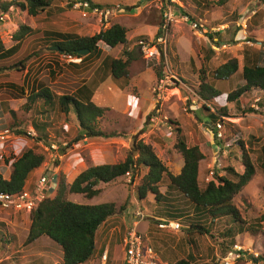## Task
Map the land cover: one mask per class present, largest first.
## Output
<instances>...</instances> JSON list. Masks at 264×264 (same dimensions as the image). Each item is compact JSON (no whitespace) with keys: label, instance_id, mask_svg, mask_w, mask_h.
<instances>
[{"label":"rangeland","instance_id":"obj_1","mask_svg":"<svg viewBox=\"0 0 264 264\" xmlns=\"http://www.w3.org/2000/svg\"><path fill=\"white\" fill-rule=\"evenodd\" d=\"M17 1L24 2L25 0ZM184 1L186 3L178 0H149L145 5L146 8H143L142 5L146 0H97L96 3L101 5L102 10L109 9L115 13L107 21L103 20L102 22L99 16L94 14L92 10H88L89 8L77 7L76 0H56L53 11L48 14L46 12L41 13L36 17L11 8V14L5 15L3 17L4 22H0V41L6 49L16 45L14 34L20 24H24L32 30L51 32L53 35L40 38L33 37V35L25 37L22 42H25L24 50L14 57V59L23 60L25 64L24 73L20 75L14 70L0 73V97L2 98L0 100V104H2L0 105V135L9 131V135L4 141L0 139V174L4 179H9L12 164L26 150L34 148L37 153L45 155L46 171L56 175L52 182V192L49 194L50 197H53L57 188L59 172L66 175L68 182H70L91 165L117 164L125 160L131 150L132 141L130 140L139 134L138 131L130 129L129 119L126 121L120 114L108 109L104 117L99 120L100 126L108 131L124 132L127 134L126 139L95 140L73 145L72 143L79 133L77 119L73 113L68 116L59 114L55 116L53 125L48 131V138L52 144L47 146L35 140L37 134L32 121L37 118L35 111L38 109V103L28 110L26 97L29 96L32 85H36V83H43L52 91L57 90L60 93L69 92L66 89L72 90L76 83L74 80L66 78V75L72 77L73 75L66 70L65 66L68 63H73L71 61L76 63L82 58H70L62 52L52 50L51 48L54 46L50 45L51 42L59 40L54 34L92 37L102 29H108L113 24H120V22L125 24L128 32L133 30L132 25L134 27L141 24L150 26L157 20L162 21L161 26L164 21V14L169 12L168 9L170 8L177 20L170 25L167 58L163 60L158 57L160 56L158 54V59L155 61L156 65L154 63L155 68L151 69L153 72H147L148 78H144L142 83H138V87L130 88L135 96L143 95L148 84L153 80L151 76H157L156 69L160 71L161 76H157V80H153L154 84L150 90L154 101L145 115L144 121L148 115L150 118L146 122L143 121V124L145 123L147 126V135L144 140L151 139L150 144H154L153 149L156 155L168 171L175 175L181 166V161L184 160L183 156L174 148L177 142L174 129L179 126L188 138V145L192 146L197 141L205 155L204 161L200 163V170L203 175L200 184L204 186L208 183L206 179L209 178L211 171L222 176L226 174L227 168L232 167L238 173H243L241 152L233 144V138L239 135L247 143L257 171L253 180L235 197L234 202L240 210L242 219L247 223L245 228L252 224L255 226L256 232L240 234L238 232L234 239L236 241L234 248L225 258H222L220 245H223L224 239L221 233L227 231L228 226L233 224L227 219H222L213 225L205 221L204 224L208 223L207 229H211L209 234L199 235L196 231H192L191 235H187L186 230L190 226V219H196L194 217L195 212L192 204L177 191L168 193L167 188L165 190L162 188L164 197L161 202H157L151 194L146 199L140 200L136 189L139 179L136 182H130V177H125L118 178L110 184L99 185L98 188L101 189V193L93 199H87L83 195H71L69 198L72 202L79 204L114 203L117 207L121 206L126 209L123 212H116L111 217L114 218V224L110 226V229H117V231H127L134 227V223L139 222L140 226L138 225L136 228L139 232L148 234L147 228L151 224L152 234L156 233L155 230L158 229L159 225L155 218L179 222L183 228L176 232V235L180 236L177 241L180 245L175 252L172 250L175 253V260L183 259L192 253L196 256L197 264H213L212 257L216 259L218 264H264V260H260V257L264 256V222L256 224L257 220L264 215V172L260 169L257 160L261 153L260 148L264 146V95L255 92L246 97V102L241 104L242 110L247 111L246 114L238 110L233 103L227 102L228 95L243 84L240 73L244 61V51L249 50L251 53L261 50L264 52V0H230L223 6H217L216 2L212 0ZM204 1H209L212 7L203 13L198 12L197 3ZM121 5L125 7L127 13L120 9L119 6ZM175 5L179 8L176 9ZM134 6H136L138 13H142L139 14V17L127 20L120 16L134 14V8H132ZM56 8H60L62 11ZM117 9L119 11L116 12ZM182 11L194 17L200 27L193 28L194 24L184 18L185 15ZM199 15L201 16L199 17ZM147 32L150 31L147 30ZM132 33L129 32V40L133 36ZM217 33L218 35H216ZM142 37L130 40L131 45L127 46L108 49L101 44L100 47L104 46V49L108 50L111 56L119 58L124 56L123 51L125 50L130 53L138 51L139 55L135 58L134 63V67H136L144 64L143 61L150 63L151 61L146 58V55L142 53L143 50L141 51L135 43L139 39L152 40L156 35L153 38ZM129 48L130 50H128ZM211 50L217 56L212 55ZM231 57L239 59L240 70L238 74L229 80H213L209 76L210 71L225 64ZM262 57L264 64V55ZM138 58L140 60H137ZM124 59L126 58L124 57ZM55 64L57 75L52 78L50 68L55 69ZM134 67H132L133 77L136 70L133 69ZM17 69H22V67L19 66ZM202 69L206 72L205 78L208 82H212L223 92L209 103L212 110L227 108L228 115L223 119V132L226 137L223 145L229 144V148L216 149L217 142L215 141L217 139L214 131H217L216 124L218 122L214 123L212 119L206 116L208 112L203 110L204 101L198 97L201 84L199 76L202 74ZM59 77V83L55 84ZM69 81L73 82L71 88L65 86L67 85L66 82ZM149 89L148 87V92ZM247 108H251L255 112L249 113ZM194 110H197L201 116V119H197L196 124ZM119 121L121 125H119ZM171 122L176 123V125H172ZM240 123L245 130L242 131L239 128ZM210 124L212 127L206 128L208 131L205 130L203 125L207 127ZM205 135H209L213 140L208 142ZM140 137L143 138L142 135ZM61 145L64 148V153H62ZM53 146L56 149H53ZM45 148L49 150H45ZM42 166L44 167L45 164ZM38 176L39 174L33 175L31 182L33 186H35ZM175 194L182 198H176ZM170 200H172L170 204H167ZM174 206L183 211L180 218H177L176 215L168 218L170 214L175 212ZM0 223L6 226V230L7 228L14 230L19 240V248L15 252H9V246L5 249L0 248V264H61V250L48 238L43 237L32 245L25 244L31 224L29 214L0 207ZM172 237L173 235H169L167 239L156 237L154 241L157 255L167 264L174 262L173 254L169 251L171 248L167 244L172 241ZM144 238L148 241L145 235ZM100 240L104 241V236L101 239L98 236V247L102 244ZM190 240H194L195 243H190ZM165 245L167 246L165 247ZM211 249H213V256L210 253ZM98 256L100 257V255ZM106 264H111L110 257H108Z\"/></svg>","mask_w":264,"mask_h":264},{"label":"trees","instance_id":"obj_2","mask_svg":"<svg viewBox=\"0 0 264 264\" xmlns=\"http://www.w3.org/2000/svg\"><path fill=\"white\" fill-rule=\"evenodd\" d=\"M55 1H0V17L3 18L5 15L9 16L12 12L11 8L26 12L29 16L33 17L45 12L48 14L55 8L53 7ZM96 1L79 0V2L87 3L91 10L94 8L101 9V5L96 3ZM178 1L186 3L184 0ZM212 1H215L217 6H223L230 0ZM197 6V11L201 13L212 7L209 1L197 3ZM175 8L178 9L179 7L175 5ZM57 10L62 11L60 8ZM182 13L189 17V22L192 24L196 23L194 17H191L183 11ZM0 22L4 21L0 20ZM33 32L34 30L28 26L20 24L14 34V39L17 42L14 47L6 49L0 41V73L13 70L20 75L24 73L25 64L23 60L14 59V57L18 54L24 38L32 35ZM128 35L129 32L125 26L113 24L110 28L102 29L92 37L54 34L59 40L52 41L50 45L59 47L61 52L67 56L77 58H83L78 55V51L89 50L90 53L83 58V63L86 58H91L93 55L100 53L99 48L101 44L109 49L129 45ZM160 35L161 31L159 30L156 37ZM123 53L124 56L121 58L107 60V65L114 81L129 78V68L133 60L129 51L125 50ZM210 53L215 55L212 50ZM252 53L258 54L259 56L264 55V52L261 50L251 53L249 50L244 51V61L242 64V72L240 73L243 84L227 97V102L230 104L233 103L243 114H246L247 111L242 110L241 104L246 102V97L250 96V93L258 92L264 95V64L260 63L257 59L252 60ZM150 64L154 67L153 62ZM19 66L22 69H17ZM239 70V59L231 57L225 64L210 71L209 76L215 81L229 80L238 74ZM205 73V70H203L199 76L201 84L198 97L204 101L203 110L208 112L210 119L214 123L223 121V118L228 115L227 108L223 107L212 110L209 103L222 93L216 89L212 82H208L205 78ZM156 75L158 77L161 76L158 69H156ZM28 95L26 97L28 110L34 104L38 103V109L35 111L37 118L32 121L33 128L37 134L35 139L37 142L51 146L52 143L49 141L48 131L53 125L55 116L59 114L68 116L71 113L75 115L79 127L78 137L73 141V145L84 144L86 141L126 139L127 134L124 132H118L116 130L108 131L100 126L99 120L104 117L108 109L100 108L93 103V92L88 86H82L71 95H59L43 83H36V85H32ZM260 104L263 105V103ZM247 109L249 113L255 112L251 108ZM149 118L150 115L146 117L145 122ZM171 124L176 125L173 122ZM174 132L177 135V142L174 148L184 159V166L180 175L174 176L168 171L156 155L153 147L139 139V136L143 133L140 132L132 138L131 150L128 152L126 159L121 163L90 166L71 183L68 182L66 175L59 172L54 196L43 199L38 207L29 213L31 224L25 244L32 245L43 237L48 238L61 250V264H87L98 255H102L107 244L105 243L99 250V241L97 239L99 227L106 224L116 212H123L126 209H123L121 206L117 207L114 203L97 205L79 204L72 202L69 197L71 195H83L87 199H93L101 193V189L98 188L99 185L110 184L118 178L130 177V182H136L139 179L136 189L140 200L146 199L151 194L157 202H161L164 195L160 189L166 186L168 193L170 191H177L192 204L196 219H190V226L186 230L187 235H191L192 231H196L199 235L209 234L211 229H207L208 223L204 224L205 221L213 225L222 219L229 220L233 225H229V229L221 233L224 239L223 245H220L222 247L221 254L222 258H225L234 248L236 244L234 239L238 232L239 234L256 232L255 226L252 224L245 228L247 223L242 219L240 210L234 202L235 197L256 175L257 169L251 159L249 147L239 135H236L237 137L233 138V144L241 152V164L244 168L243 173L240 174L232 167H229L226 169L225 175L220 176L213 173L211 181L201 186L198 177L200 163L205 159V155L201 151L197 141L192 146L188 145V138L179 126L175 127ZM227 145L228 147L226 148H229L230 145ZM60 147L62 153H64L62 145ZM260 152L257 160L260 169L264 172V146L260 148ZM45 161V155L37 153L34 148L26 150L12 164L9 179H4L0 174V194L14 195L22 193L27 186L30 176ZM262 222H264V215L257 220L256 224ZM5 228L6 226L0 223V248L5 249L9 246V252H15L19 248L17 234L11 228H7V230ZM189 242L195 243L194 240H190ZM119 245L117 244L116 248L120 251ZM210 253L213 256V249H211ZM212 258L213 264H218L216 259L214 257ZM260 260H264V256L260 257ZM173 264H197L196 256L189 253L187 257Z\"/></svg>","mask_w":264,"mask_h":264},{"label":"crops","instance_id":"obj_3","mask_svg":"<svg viewBox=\"0 0 264 264\" xmlns=\"http://www.w3.org/2000/svg\"><path fill=\"white\" fill-rule=\"evenodd\" d=\"M147 1H149V0H146V2L142 5L143 8H146L145 5H146ZM119 7H120V9H123L122 10L123 12L127 13L124 6L121 5ZM136 9H137L136 6H134V14L130 13V14H125V15H120V16L125 17V19H127V20L135 19V18L139 17V14H142V13H138L136 11ZM117 11H119V9H117L116 12ZM112 13L115 14L113 11H112ZM161 22H162L161 20L160 21L159 20L154 21L152 24H150V26H146V25L141 24L142 26L139 25L137 27H134L132 25L131 27L133 30L129 31V32H133L132 33L133 36L130 40H134V39H137L138 37H142V36H146L147 38H153L158 33L159 28H160L159 26H160ZM120 25L125 26V24H123L121 22H120ZM147 30H149L150 32H147ZM32 35H33V37L40 38V37L46 36V35H53V33L34 30ZM71 35H74V34H71ZM24 43L21 44V46L19 48V52L20 51L22 52L24 50V48H23ZM129 45H131V43ZM14 46L15 45H13L12 47H14ZM99 52L100 53L93 55L91 58H86L83 61V63H82L83 58L86 57L88 54L85 56H82L83 58L80 59L79 61H77L76 63L74 61H71L73 63H68L65 66V68L76 79L73 78L71 75H66V78L72 79L76 83H75L72 90L66 89V91H69V92L60 93L57 90L55 92H58L57 94L71 95V94L75 93L76 90H78L82 86H88L91 89V91L93 92L92 101L96 106H98L100 108H104V109L105 108L109 109L110 111L114 110V113L120 114L122 116V118L126 121H127V119H129L130 129L132 128V129L138 131V133L143 132L141 134L143 138L140 137L139 139L143 140L147 144H150V142H151L150 138L146 141L144 140V138H146V135H147V126L145 123L143 124V121H144L145 115L150 110L152 103L154 101L152 98L153 96H152V93L150 92V90L154 84L153 80L154 81L157 80L156 79L157 76H155V75L151 76V78L153 80L147 86V88L148 87L150 88L149 92L146 88L145 91L143 92V95H141V96H135V94H133V92L130 90V88L138 87V85H139L138 83H142L144 81V78L147 79L149 76L147 72H153V70H151V69L152 68L154 69V67H152V65L150 64L149 61L148 62L143 61L144 64L137 65L136 67H134L135 58L139 55L138 51H134L133 53L130 54L133 61H132L131 66L129 68V72H130L129 78L114 81L111 77L110 69L107 65V60L112 59L113 56H111V54H109L108 50L104 49V46H101L99 48ZM121 53H122V51H121ZM215 56H217V54ZM113 58H119V57H113ZM157 59H158V57L148 59V60L155 63V65H156L155 61ZM251 59L252 60L257 59L260 63L263 62V57L259 56L258 54L254 55V53H252ZM137 60H140V59L138 58ZM73 65H76V66H73ZM55 66H56V64H55ZM132 67H134L133 69H136L134 77L132 76ZM56 68H57V66L55 67V69L50 68V76H52V78H54L57 75ZM78 77H80V78H78ZM137 77H138V80H137ZM59 79H60V77L55 81V84L59 83L58 82ZM66 83H67V85H65V86H68L69 88H71L70 86L73 84V82L69 81ZM216 89L221 91V93L223 94L221 89H218L217 87H216ZM0 100H2L1 97H0ZM212 104H214V103H212ZM0 105H2V104H0ZM194 112H195L194 117H195V124H196L197 119L198 120L201 119V116L199 115L197 110L196 111L194 110ZM125 116H127V117H125ZM206 116L210 119L209 114H207ZM115 120H116V118H115ZM114 124L116 126V121L114 122ZM119 125H121L120 121H119ZM210 126L212 127L211 124L208 125L207 127L203 125V127H205V130H207L206 128H208V127L210 128ZM239 128L242 131L245 130L242 128L241 123L239 125ZM215 133H216V131H214V134ZM205 136H206V139L208 140V142H211L213 140L212 137H210L209 135H205ZM130 141H132V140H130ZM150 145L154 148V144H150ZM105 164L114 165L112 163H105ZM91 166H97V165H91ZM183 166H184V160L181 161V166L179 167L178 172L176 171L177 174H175L174 176H178L181 174ZM34 174L35 173H33L30 176L28 183L30 182V180L32 182V177ZM202 176H203L202 171L200 170L199 171V177H198L199 183H201V181H202ZM72 181H70V183ZM162 188H164V190H165L167 187L163 186ZM162 188L160 189V191L163 194ZM175 197L176 198L177 197L182 198L178 194H175ZM171 201L172 200L168 201L167 204H170ZM192 208L194 211V207H192ZM174 210H175V212L170 214L168 218H172L173 215H177V218H180L183 215L182 214L183 211L178 210L176 208V206H174ZM178 216H180V217H178ZM159 220H164V221H159ZM180 220H182V219H180ZM155 221L158 222L159 225H161V223H165V225H168V223L171 222V219L165 220V218H155ZM112 224H114V218H111L110 220H108V222L106 224L99 227V229L97 231V239H98V236H99V239H101L102 236H104V239H105L104 241L100 240L102 242V244H101V246L99 245V250L101 247H103V245H105V243L107 245H105L104 252L102 255H100V257L99 256L95 257L93 260H91L87 264H106L108 257H110L111 264H121V261H122V264H124V252L122 251L121 241H122V238L125 235L126 231L123 232V230L117 231V229H110V226ZM138 225L140 226L139 222H137L136 224L134 223V226L136 228L138 227ZM159 225H158V229L155 230L156 233L151 234V232L153 230L151 224H149V227L147 228L148 234H145L143 232H140V233H142V235L144 234L148 238L147 244L150 247H152L155 255L159 259H160V256H158L156 253V246H155V242H154L156 237L167 239V237L169 235H173V237L171 238L172 241L168 242L167 244L171 248V249H169V251H171V253L173 254L172 259H174V262H176L178 260H175V258H174L175 253L174 252H175V250L178 249V247L180 245V243L177 242L178 239L180 238V236L176 235V232L171 231L168 228L161 229L159 227ZM110 244H111V246H110ZM117 244H120L119 245L120 251L118 250V248H116ZM166 246L167 245H165V247ZM172 250L174 252H172ZM164 263H166V262H164Z\"/></svg>","mask_w":264,"mask_h":264},{"label":"built area","instance_id":"obj_4","mask_svg":"<svg viewBox=\"0 0 264 264\" xmlns=\"http://www.w3.org/2000/svg\"><path fill=\"white\" fill-rule=\"evenodd\" d=\"M76 6L79 8H89L87 3L78 2L76 0ZM91 11V9H88ZM93 13L100 17V21L102 22L107 21L108 18L113 14L111 10L107 9L106 11L94 8L92 9ZM169 12L164 14V21L160 26L159 30L161 31V35L154 37L152 40L147 41L146 39H139L135 44L143 50L142 53L146 55V58L152 59L160 54L161 59L167 58V49H168V37L170 33V25L172 22L177 20L174 18V14L171 9H168ZM187 21H189V17L185 15L184 17ZM0 20H5L4 18L0 17ZM200 27L198 23H194L193 28ZM130 50V49H128ZM73 58L72 56H69ZM174 77V76H172ZM258 102V101H256ZM224 119V118H223ZM217 132H216V139L217 145L216 149L220 150L222 148L223 142H225V134L224 130V121H220L216 124ZM9 131H5L2 135H0V139L2 141L8 137ZM219 143V144H218ZM228 147V145L226 146ZM56 149V147H52ZM45 150H49L45 148ZM45 166H41L38 170L34 173L39 174L37 178V182L35 186L33 183H28L25 187L24 191L20 194H0V202L1 208L9 209V210H16L21 213H31L35 210L40 202L45 199L49 198V194L52 192L53 185L52 182L54 181L55 174L46 171L47 168L46 163ZM213 177V172L211 171L210 176L206 179L207 182L211 181ZM161 229L168 228L171 231L179 232L183 228L179 222H169L168 225L161 224L159 226ZM122 251L124 252V264H167L161 261L154 253L152 247L147 244L142 233H140L136 227H132L126 231L125 235L121 241ZM233 254V253H231ZM106 258V257H105Z\"/></svg>","mask_w":264,"mask_h":264},{"label":"water","instance_id":"obj_5","mask_svg":"<svg viewBox=\"0 0 264 264\" xmlns=\"http://www.w3.org/2000/svg\"><path fill=\"white\" fill-rule=\"evenodd\" d=\"M51 49H52V50H55V51H59V52H61L60 48H59V47H56V46L52 47ZM77 53H78V55H80V56H85V55L89 54L90 51H89V50H81V51H78Z\"/></svg>","mask_w":264,"mask_h":264},{"label":"clouds","instance_id":"obj_6","mask_svg":"<svg viewBox=\"0 0 264 264\" xmlns=\"http://www.w3.org/2000/svg\"><path fill=\"white\" fill-rule=\"evenodd\" d=\"M217 132V131H216ZM215 135H216V133H215ZM215 138H216V136H215ZM217 141V140H216ZM225 141H226V137H225ZM222 148H226V145L224 146L223 144H222ZM210 182V181H209ZM208 182V183H209ZM50 198V197H49Z\"/></svg>","mask_w":264,"mask_h":264}]
</instances>
